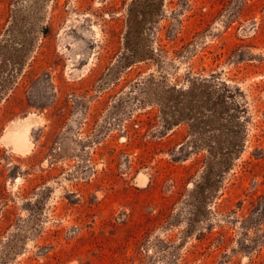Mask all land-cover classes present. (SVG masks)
<instances>
[{
  "label": "rangeland",
  "instance_id": "374dc122",
  "mask_svg": "<svg viewBox=\"0 0 264 264\" xmlns=\"http://www.w3.org/2000/svg\"><path fill=\"white\" fill-rule=\"evenodd\" d=\"M0 264H264V0H0Z\"/></svg>",
  "mask_w": 264,
  "mask_h": 264
},
{
  "label": "bare ground",
  "instance_id": "6f19581e",
  "mask_svg": "<svg viewBox=\"0 0 264 264\" xmlns=\"http://www.w3.org/2000/svg\"><path fill=\"white\" fill-rule=\"evenodd\" d=\"M26 124L28 125V123H25V124L23 123V125L18 124L19 126L16 125L17 126L16 129L14 131H11L8 135V137L12 138L20 146V148L21 147L29 148L28 146H30V145H28L29 143L27 142V139H26L27 138L26 137V131L28 129V128L26 129ZM18 145H16V146H18Z\"/></svg>",
  "mask_w": 264,
  "mask_h": 264
}]
</instances>
